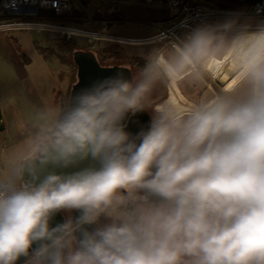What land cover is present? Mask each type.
Wrapping results in <instances>:
<instances>
[{
  "label": "clouds",
  "instance_id": "clouds-1",
  "mask_svg": "<svg viewBox=\"0 0 264 264\" xmlns=\"http://www.w3.org/2000/svg\"><path fill=\"white\" fill-rule=\"evenodd\" d=\"M142 59L14 123L0 264H264V20L201 22Z\"/></svg>",
  "mask_w": 264,
  "mask_h": 264
},
{
  "label": "rangeland",
  "instance_id": "rangeland-1",
  "mask_svg": "<svg viewBox=\"0 0 264 264\" xmlns=\"http://www.w3.org/2000/svg\"><path fill=\"white\" fill-rule=\"evenodd\" d=\"M76 5L85 7L86 17L92 19L95 5L92 2L79 1ZM123 18L107 28V33L131 39L152 37L158 33L160 23H144L134 20L131 16L145 15V11L129 5H121ZM157 17L166 16V11L158 9ZM131 18V19H130ZM161 20V18L159 19ZM256 21L258 19H251ZM53 24L79 28L88 31H98V25L82 19L81 23L66 25L59 22ZM99 32V31H98ZM76 36V35H75ZM67 37L54 30H12L0 31V108L5 128L0 131V147L9 146L19 139L15 127L18 120L25 119L34 109L45 104L57 103L69 96L71 83L74 81V71L70 65L71 53L61 44ZM81 44L91 43L108 46L110 41L72 37ZM166 42L164 39H149L146 41L118 43V63H133L132 58L142 59V52L153 44ZM143 62V61H142ZM133 74L135 68L132 67ZM215 85L209 84L211 91ZM176 95L186 99L179 88L169 89L167 97Z\"/></svg>",
  "mask_w": 264,
  "mask_h": 264
},
{
  "label": "built area",
  "instance_id": "built-area-1",
  "mask_svg": "<svg viewBox=\"0 0 264 264\" xmlns=\"http://www.w3.org/2000/svg\"><path fill=\"white\" fill-rule=\"evenodd\" d=\"M79 1L92 2L94 12L92 21L98 25V31L53 24L48 18L39 19V13L45 11L54 15L70 13ZM122 3L151 5L166 11L168 25L158 29L151 38L131 39L113 36L107 33L111 22V6ZM85 9V7H83ZM231 14H239L241 19L264 20V0L232 7H219L202 0H0V31L47 29L60 33L85 37L86 39L105 40L116 43L140 42L149 39L166 41L180 36L190 27L201 22L213 23Z\"/></svg>",
  "mask_w": 264,
  "mask_h": 264
},
{
  "label": "water",
  "instance_id": "water-1",
  "mask_svg": "<svg viewBox=\"0 0 264 264\" xmlns=\"http://www.w3.org/2000/svg\"><path fill=\"white\" fill-rule=\"evenodd\" d=\"M71 58L77 67V80L73 83L69 96L71 95L73 87H82L90 80L103 75H110L116 71L117 68H126L125 74L131 76V71L127 66L113 65V66H101L95 57V54L90 50H74ZM1 111V108H0ZM150 117L147 113L141 114L137 117H133L128 124L127 130L135 133L139 131L141 127H146ZM5 128L2 112H0V131ZM57 219H60L58 216Z\"/></svg>",
  "mask_w": 264,
  "mask_h": 264
},
{
  "label": "trees",
  "instance_id": "trees-1",
  "mask_svg": "<svg viewBox=\"0 0 264 264\" xmlns=\"http://www.w3.org/2000/svg\"><path fill=\"white\" fill-rule=\"evenodd\" d=\"M255 1L257 0H241V1L217 0L216 6L232 7V6H237L243 3L249 4ZM114 6H118V5H114ZM39 15H40L39 19L41 20L45 19L44 16L45 17L49 16L48 19L52 22H59L62 24L71 25L72 23L73 24L81 23L82 19L86 17V10L83 7L74 8L70 13L65 14V15H54L53 13L49 14V13H46L45 11H41ZM115 16H117V14H115ZM98 44L99 43L95 45L91 43H86L83 48L92 51L97 56L99 55V56H104L106 58L107 57L108 58H118L117 55H119V50L112 49L114 46L116 47L120 46L118 45V43L107 44L108 46H101ZM62 45L64 46L63 48L69 53H71L72 50L81 48L78 42L72 39V37H67L66 40H64V42L61 44V46Z\"/></svg>",
  "mask_w": 264,
  "mask_h": 264
},
{
  "label": "crops",
  "instance_id": "crops-1",
  "mask_svg": "<svg viewBox=\"0 0 264 264\" xmlns=\"http://www.w3.org/2000/svg\"><path fill=\"white\" fill-rule=\"evenodd\" d=\"M202 1L216 6L217 0H202ZM227 1H241V0H227ZM121 5L134 6V7H136V9L138 8L139 11H141V10L145 11V15H136V16L133 15V16H131V18H134V20L141 21L144 23L158 22V23H160L159 29L168 25L167 24L168 23L167 15L162 16V17H157V15H156L157 10L161 9V8L151 6V5L139 4V3H122L118 6H114V5L111 6L110 10L112 13L110 15V17H111L110 25L114 22H120L123 18H125L124 16H122V13H121V9H120ZM115 14H117V16H115ZM160 18H161V20H159ZM110 25H109V27H110ZM145 38L147 39V38H151V37H145Z\"/></svg>",
  "mask_w": 264,
  "mask_h": 264
},
{
  "label": "flooded vegetation",
  "instance_id": "flooded-vegetation-1",
  "mask_svg": "<svg viewBox=\"0 0 264 264\" xmlns=\"http://www.w3.org/2000/svg\"><path fill=\"white\" fill-rule=\"evenodd\" d=\"M60 33V32H59ZM62 34V37H81V36H75V35H69V34H65V33H61ZM83 38V37H82ZM86 39V38H85ZM103 41H105V40H103ZM78 42V44H79V46L81 47V48H79V49H81V50H88V49H84L83 47H84V45L85 44H81V42H79V41H77ZM98 42H102V40H99ZM111 43V42H110ZM113 43H116V42H113ZM79 49H76V50H79ZM73 51L74 50H72L71 51V56H72V53H73ZM71 56H70V58H71ZM95 57L97 58V60H98V62H99V64L101 65V66H113V65H121V66H127V68H129L130 69V71H131V75H134L133 74V70H132V67L133 68H135V69H137V67H139V66H141L142 64H143V60H136V59H134V58H132L131 60H133V63H118L117 61L119 60L118 58H106V57H104V56H97V55H95ZM70 65H71V67L73 68L72 70L74 71V81L71 83V86H70V89H69V93H70V90H71V87H72V85H73V83L74 82H76V80H77V67H76V65L74 64V62H73V59L71 58V62H70Z\"/></svg>",
  "mask_w": 264,
  "mask_h": 264
},
{
  "label": "bare ground",
  "instance_id": "bare-ground-1",
  "mask_svg": "<svg viewBox=\"0 0 264 264\" xmlns=\"http://www.w3.org/2000/svg\"><path fill=\"white\" fill-rule=\"evenodd\" d=\"M172 96H173V94H172L170 97H172ZM170 97H169V98H170Z\"/></svg>",
  "mask_w": 264,
  "mask_h": 264
}]
</instances>
